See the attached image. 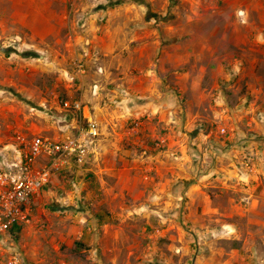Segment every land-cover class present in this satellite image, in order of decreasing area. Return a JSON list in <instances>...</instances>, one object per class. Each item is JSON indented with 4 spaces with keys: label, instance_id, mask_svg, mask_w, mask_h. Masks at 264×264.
<instances>
[{
    "label": "rangeland",
    "instance_id": "rangeland-1",
    "mask_svg": "<svg viewBox=\"0 0 264 264\" xmlns=\"http://www.w3.org/2000/svg\"><path fill=\"white\" fill-rule=\"evenodd\" d=\"M66 99L96 149L4 264H264V0H0V151Z\"/></svg>",
    "mask_w": 264,
    "mask_h": 264
},
{
    "label": "built area",
    "instance_id": "built-area-1",
    "mask_svg": "<svg viewBox=\"0 0 264 264\" xmlns=\"http://www.w3.org/2000/svg\"><path fill=\"white\" fill-rule=\"evenodd\" d=\"M84 109L81 99H66L61 110L73 121L70 134L51 138L17 133L12 151H0V248L13 227L30 222L31 201L54 176L89 163L101 131L97 118L85 115Z\"/></svg>",
    "mask_w": 264,
    "mask_h": 264
},
{
    "label": "crops",
    "instance_id": "crops-1",
    "mask_svg": "<svg viewBox=\"0 0 264 264\" xmlns=\"http://www.w3.org/2000/svg\"><path fill=\"white\" fill-rule=\"evenodd\" d=\"M48 9H49V6H48ZM47 15H48L47 17L50 18V13L49 12L47 13ZM70 44H72V45L75 46V45L78 44V41L74 39V40H72L70 42ZM84 114L86 115L85 109H84ZM64 118H65V120H67V118H68V121H66V123H64V124L63 123H61V124H54V125H65V126H60L64 130V134L62 135V137H60L61 135L56 134L55 138H63L64 136H66V135H68V134L71 133L73 121L72 120L71 121L69 120L70 117H64ZM47 125H49V124H47ZM44 131H48V130L45 129Z\"/></svg>",
    "mask_w": 264,
    "mask_h": 264
},
{
    "label": "trees",
    "instance_id": "trees-1",
    "mask_svg": "<svg viewBox=\"0 0 264 264\" xmlns=\"http://www.w3.org/2000/svg\"><path fill=\"white\" fill-rule=\"evenodd\" d=\"M31 56H35V55H32ZM99 219H101L100 217H98ZM20 232H21V227H13L10 231H9V235L10 237L18 240L20 238Z\"/></svg>",
    "mask_w": 264,
    "mask_h": 264
},
{
    "label": "water",
    "instance_id": "water-1",
    "mask_svg": "<svg viewBox=\"0 0 264 264\" xmlns=\"http://www.w3.org/2000/svg\"><path fill=\"white\" fill-rule=\"evenodd\" d=\"M4 52H7L8 51V49H2Z\"/></svg>",
    "mask_w": 264,
    "mask_h": 264
}]
</instances>
